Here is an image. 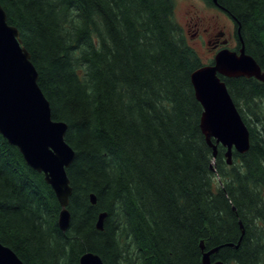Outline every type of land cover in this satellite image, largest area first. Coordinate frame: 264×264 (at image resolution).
I'll list each match as a JSON object with an SVG mask.
<instances>
[{
	"label": "trees",
	"instance_id": "trees-1",
	"mask_svg": "<svg viewBox=\"0 0 264 264\" xmlns=\"http://www.w3.org/2000/svg\"><path fill=\"white\" fill-rule=\"evenodd\" d=\"M204 1L232 20L264 73V0ZM0 4L76 153L63 232L53 189L0 134L4 246L25 264H79L86 253L104 264H203L204 242L233 245L213 262L264 264V82L220 76L250 132V150L229 166L222 146L213 158L191 81L214 60L188 43L174 0Z\"/></svg>",
	"mask_w": 264,
	"mask_h": 264
},
{
	"label": "water",
	"instance_id": "water-1",
	"mask_svg": "<svg viewBox=\"0 0 264 264\" xmlns=\"http://www.w3.org/2000/svg\"><path fill=\"white\" fill-rule=\"evenodd\" d=\"M215 4L217 0H214ZM241 48L219 51L213 65L196 70L191 81L195 96L203 108L201 130L218 156V146L226 149L229 166L233 154H245L250 150V132L239 113L225 82V78H255L264 82V73L256 60L246 53L240 38ZM38 72L31 54L23 45L19 30L8 23V17L0 4V134L16 147L30 168L43 174L46 183L53 189L61 206L58 225L63 232L70 227L68 210L73 190L67 169L75 160L76 153L66 142L68 125L52 118L50 102L38 84ZM215 162L212 163V168ZM92 204L96 197L91 195ZM106 213L98 217L96 228L104 229ZM206 251L204 242L203 264H225L212 261L221 248ZM0 264H25L10 248L0 242ZM79 264H104L100 256L86 253Z\"/></svg>",
	"mask_w": 264,
	"mask_h": 264
},
{
	"label": "rangeland",
	"instance_id": "rangeland-1",
	"mask_svg": "<svg viewBox=\"0 0 264 264\" xmlns=\"http://www.w3.org/2000/svg\"><path fill=\"white\" fill-rule=\"evenodd\" d=\"M175 1V20L182 28L184 35L191 45L199 54L202 63L209 64L211 62L210 54L208 53L207 45L204 39L199 36H194L197 30V16L212 17L215 22L219 23V27L223 25L228 35L233 32L232 20L221 10L210 7L204 0H174ZM230 49L234 50L235 41H232ZM216 185H219V178L216 177Z\"/></svg>",
	"mask_w": 264,
	"mask_h": 264
},
{
	"label": "flooded vegetation",
	"instance_id": "flooded-vegetation-1",
	"mask_svg": "<svg viewBox=\"0 0 264 264\" xmlns=\"http://www.w3.org/2000/svg\"><path fill=\"white\" fill-rule=\"evenodd\" d=\"M218 25L219 23L215 22L210 16H197V30L193 37L201 36L204 39V43L207 45L208 53L211 55V62L209 64L212 63V61L215 59L216 54L219 51L225 48L231 50L229 47L230 45H233L232 41H235V48L232 51H236V48L239 45V37L237 36V32L234 26L233 32L231 33V35H228L227 31L225 30V27L223 25L219 27Z\"/></svg>",
	"mask_w": 264,
	"mask_h": 264
}]
</instances>
